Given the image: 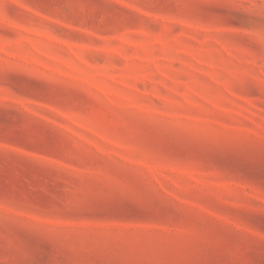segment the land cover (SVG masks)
<instances>
[{"label": "rangeland", "instance_id": "rangeland-1", "mask_svg": "<svg viewBox=\"0 0 264 264\" xmlns=\"http://www.w3.org/2000/svg\"><path fill=\"white\" fill-rule=\"evenodd\" d=\"M0 264H264V0H0Z\"/></svg>", "mask_w": 264, "mask_h": 264}]
</instances>
